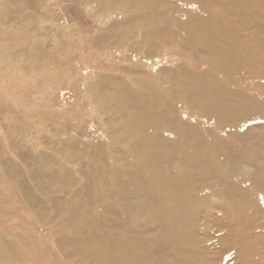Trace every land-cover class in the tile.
I'll return each instance as SVG.
<instances>
[{
	"label": "rangeland",
	"instance_id": "374dc122",
	"mask_svg": "<svg viewBox=\"0 0 264 264\" xmlns=\"http://www.w3.org/2000/svg\"><path fill=\"white\" fill-rule=\"evenodd\" d=\"M20 1L22 6L17 7L11 0H0V264H106L77 249L72 252L60 240L61 235L72 230L94 234L106 249H111V244L103 240L111 239L124 241L134 248L140 246L135 249L147 256L151 264H175L169 254L175 245L183 243L164 247L158 242L155 228L163 217L159 211L156 220H147V227L153 226L154 230H140L141 235L151 234L144 237L146 240L139 239L140 235L123 223L122 202L115 194L114 172L119 167L129 169L139 165L134 161L129 142L134 132L117 126L120 122L116 116L111 112L107 115L103 106L93 102V94L87 87L103 75H115L136 92L155 93L168 103L173 117L191 127L189 131L195 140L196 134L205 140L204 148L194 146L193 142L186 143L202 163L213 170L236 164L238 171L259 173L264 180V173L245 154L247 147L241 142L247 131L262 140L258 159L264 164V111H261L264 110V37L259 39L253 33L244 35L239 31L238 38L253 42L250 47L243 45L252 51L250 55L247 53L242 65L238 64L237 70L227 71L199 56V45L191 44L185 33L184 12L169 13L176 8L195 11L194 0H150L155 22L143 18L144 26L130 40L120 38L112 26L128 15L142 17L140 4L124 3L101 13L97 0ZM210 1L214 7L201 14L202 18L208 15L215 22L218 0ZM29 14L36 17L31 19L34 24L27 20ZM220 19L219 27H228V21ZM253 23L249 20L246 25L253 26ZM158 29L163 33H158ZM142 38L148 39L146 43L151 46L130 48V43ZM64 43L66 47H62ZM206 77L211 80L208 89L218 93L222 103L218 111L213 109L209 115L206 110L210 104L201 102L204 109L208 107L202 112L201 104L182 97L201 90L199 83ZM147 78L148 86L144 83ZM173 90L180 95H175ZM163 134L170 140L174 137L183 140L170 132ZM70 140L83 148L80 161L63 158V143ZM222 150H229L232 163L223 162ZM59 170L63 171L59 175L60 183L50 178ZM143 176L147 178L146 174ZM242 176L232 173L223 178L250 190L248 195L259 210L254 220L264 226V194L252 189L253 182L245 176L241 179ZM63 179L66 182L62 183ZM78 191L88 195L86 205L84 202L80 205L85 213L80 220L70 223L66 207L71 206L74 198H79ZM230 193V190L224 192V199ZM198 204L204 205L203 209L189 205L186 211L195 220L194 235L198 238L190 237L184 243L190 246L193 239L197 245L191 247L194 248L192 256L185 245L184 249H178L184 259L181 264H264V227L255 229L252 235L257 238L254 259L250 262L236 259L239 231H244L245 221L250 218L238 221L230 216L223 220V210L211 211L215 204L205 200ZM104 208L113 209L118 218L113 220V214L112 220L109 217L105 220ZM231 209L227 207L225 212L231 214ZM180 212L184 210H174V213Z\"/></svg>",
	"mask_w": 264,
	"mask_h": 264
},
{
	"label": "bare ground",
	"instance_id": "6f19581e",
	"mask_svg": "<svg viewBox=\"0 0 264 264\" xmlns=\"http://www.w3.org/2000/svg\"><path fill=\"white\" fill-rule=\"evenodd\" d=\"M11 1L17 7L22 6L20 0ZM194 1L197 4L195 11L176 8L169 11V13L173 11L184 12L183 16H185V19L182 23L185 33L190 38L189 40L191 44L193 43L199 45L198 47H200L199 50L201 51V54H199L200 57L207 60L209 63L211 62L212 66H215L219 69H225L227 71L237 70L238 64L242 65L244 63L243 60H247V53L250 55L252 51V49H245L243 45H249V47L250 45H253V42L250 43L248 40L244 41L243 38H238V32H243L244 35L253 33V36L259 39H263L260 37H264V0H249L248 3H245V0H218L217 3L215 2V4H217L216 8L219 9L218 13H215V17L217 19L215 22L212 21L210 19L211 17H208V15L206 18H202L201 14L206 13L208 11L207 8L214 7L211 1ZM124 3L129 4L130 6H133L134 3L136 5L140 4L139 8L143 11H141V14L139 13V15L142 17H138V14L128 15L122 18L123 20H120L121 22H119L117 26H112L113 30H118L117 32L120 33V38H124V40H130L136 35L137 31L141 29L140 27L144 26L143 18L146 20L151 18V20L154 21L155 16L152 12L153 6L151 5L152 1L150 0H97L96 6H100L102 13V11L106 8H113ZM249 3L253 5H249ZM27 17H29V19H27L29 22H32L31 19L33 18L36 19V17L31 16L30 14ZM163 17L165 18L166 15ZM166 18H168V16ZM220 18H224L225 21H228V27H219L221 24ZM249 20L255 21L253 26L251 25L252 27L248 24L246 25L247 21ZM128 22L130 24H128ZM154 22L150 24H153ZM210 23H212L214 26H211ZM32 24L34 23L32 22ZM157 31L158 33H163L162 29H158ZM157 31H155V33H157ZM150 33L151 35H154L152 34L153 32ZM116 35L117 34H115V36ZM147 40L148 39L142 38L139 42L133 41L129 46L131 49L139 48L141 46V48H148L151 46V44L148 42L147 45ZM66 45L67 43H64L62 47H66ZM144 80V83L146 82L148 86V78ZM210 81V78L206 77L199 83L201 90L187 95L183 94L182 97L189 98L191 101L193 99L194 102L201 104L199 108L202 107V112L208 108H203L205 106L203 105L204 103L201 102L204 101L206 106H208V104L211 105L209 110H206V113L211 112L213 109L218 111L222 103L220 102L221 100L218 96V93L212 89H208V84ZM124 82L115 75H103L95 83L89 84L87 91H90L93 94V102L105 108V112H108L106 113L107 115L111 112L116 116L117 120L120 122L117 126L134 132L129 142L132 144L131 152L133 153L134 161L138 162L139 165L129 169L119 167V169L117 168V172H114L115 194L116 198L122 202V207H120L122 208L121 214L124 216L123 223L125 226L127 225L129 228L131 227V231L133 233L139 234V239L146 240L147 237H144L151 234L144 233L141 235L140 230H145L146 228L154 230L155 227L153 226L147 227V223H149L147 220H156V213L159 211L158 213L163 216V221L161 220L158 223V227L155 228L156 233L159 236L158 242L163 244L164 247L168 244H174L176 242H181L183 245H185L184 243L186 239H189L190 237L198 238L197 234L194 235L193 222L195 220L193 219V221L191 218H189V214L186 213V211L189 209V205L193 209H203L204 205H200L198 203H201L202 200H205L210 204H215L214 206H211V211L217 208L223 210L221 215L223 220H226V218L229 219L230 216L238 221L243 220L244 218H250L249 220L245 221L244 231L241 229L239 231L240 238L238 239L239 243L236 242V246L238 247L235 251L236 259L239 258L241 260L243 259L244 261L247 259V262H250L252 259H254L256 253L254 250L256 245H254V243L257 238L252 237V235L255 231H257L255 229H261L264 227L262 225H257V222L254 220L259 210H257L255 207L256 205L248 195L250 190L241 184L237 185L226 181L223 176L230 175L232 173L239 176L243 174L241 177V179H243V177L247 174L245 178L253 182L254 187L252 189L260 190L263 194L264 180L260 178L259 173L251 174L247 173V170L238 171L236 164L225 165L224 169L222 170H213L209 166H206L205 162L202 163L201 159H199L197 156V153L193 151V148H188L186 144L189 141L193 142L194 146L196 147L200 146L201 148H204L206 145L205 140L203 138L201 139V136L196 134V132L195 140L191 131H189L191 130V127L188 126L187 123L180 122L175 117H173L171 108L169 107L168 103L163 101L162 98L157 96L155 93L146 94L144 92H136L132 87H129ZM139 83H142V81H138V84ZM144 83H142V85L146 86ZM144 86H142V88ZM174 90V94L179 96V92H175ZM231 103L230 105H232ZM189 106H192V104ZM237 108L240 107L237 106ZM192 110L194 109L192 108ZM231 113L236 114V112L232 111ZM221 114L219 113V115ZM207 115H209V113ZM226 116H228V114ZM233 116L234 115H232V118ZM140 127L142 130H139ZM164 132H170L171 134L181 137L183 140H177L175 137L172 140L165 138L163 134ZM255 137L253 136L252 132L250 133L247 131L246 134H244L243 139H241V142L247 147L245 154L250 156V158L252 157L255 164L260 168V171L264 173V164L259 163L261 161L258 159V146L262 140L259 141ZM197 142L198 144H195ZM237 143L240 144V142ZM63 146L62 154L64 159L68 161H80L82 158L80 155H82L83 148L78 147V145H76L72 140L64 142ZM167 147L170 148L166 149ZM220 156L222 157V160L225 162V164L226 162L232 163L229 150H222ZM102 166L104 165L102 164ZM62 174L63 171L59 170L51 174L50 178L54 179V181H57L60 179L59 175ZM145 174L147 178L143 176ZM67 176L66 178L68 179ZM60 182L61 181L59 180V183ZM64 182H66V180H64L62 183ZM229 190L232 191V193L226 194L225 196H227V199H224V192ZM78 192L79 193H77V195H80L79 198H76V200L74 198L71 206H68L69 208L66 207L68 210H66V217L70 223L80 220L85 213L80 210V205L83 204L82 202H84L86 205V199L88 195L86 192ZM81 195L83 196L81 197ZM229 195H231L232 198H229ZM87 205L89 204L87 203ZM227 207H232L231 214L225 212ZM208 208L209 207H207L206 210H208ZM95 209L93 211H95ZM176 209L177 211L184 210V212L174 213V210ZM13 212L15 213V211ZM104 214L107 215L105 220H107L108 217L112 220L113 214V220H115L119 215L110 208H104L103 215ZM0 218H2V216ZM71 232L72 233L61 235L60 240H63V243L70 247L72 252L77 249L84 254H90L89 257L103 261L106 264H109L108 262L112 264H151L147 256L135 249L140 248V246H135L134 248V245L127 244L124 241L111 239L108 241L103 240V243H106L107 245L111 244V249H106L100 246L102 241L97 239L94 234H90V232L86 233L83 230H72ZM123 234L124 231L122 235ZM152 234H155V232ZM190 242L192 245H185V250L190 252V256H192L194 248L191 247L196 246L197 244H194L193 239H191ZM183 245H175L172 249V252L169 254L175 264H181V262L184 261V259L181 257V251H178V249L183 248ZM38 246L40 245L38 244Z\"/></svg>",
	"mask_w": 264,
	"mask_h": 264
}]
</instances>
